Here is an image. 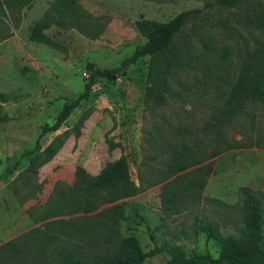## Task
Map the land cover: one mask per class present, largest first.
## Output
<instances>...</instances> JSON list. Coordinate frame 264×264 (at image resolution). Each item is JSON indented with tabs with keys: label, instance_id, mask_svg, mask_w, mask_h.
<instances>
[{
	"label": "rangeland",
	"instance_id": "374dc122",
	"mask_svg": "<svg viewBox=\"0 0 264 264\" xmlns=\"http://www.w3.org/2000/svg\"><path fill=\"white\" fill-rule=\"evenodd\" d=\"M56 1L21 0L13 14L0 10L3 35L12 34L0 43V93L9 96L0 107V248L21 239V250L30 243L34 247L31 255L48 262L57 259V251L68 243L84 247L90 242L96 246L105 235L134 236L144 252L155 245L169 244L183 247L189 258L205 254L217 258L219 243L208 240L201 230L204 219L218 225L223 237L233 236L244 243L248 230L239 189L249 187L264 193L263 147L234 146L184 172L191 175L179 188L199 192L211 201L200 206L191 202L177 214L164 212L162 185L150 183L166 170L170 158L166 151L171 145L188 143L195 149L192 143L196 140L205 153L210 152L213 143L199 131L214 109L223 106L242 49L259 38L257 32L240 26L234 13L258 8L264 0H245L239 9L206 10L198 21L187 25L178 40L190 44L191 65L171 79L164 106L145 101L149 57L117 81L101 79L63 128L43 139L41 152L55 139H62L65 144L59 153L47 164L34 166L21 155L34 148L42 128L54 124L63 105L84 91L88 63L100 69L118 67L147 41L137 27L138 20L167 22L214 0H76L81 8L78 18L87 20L99 36L91 39L78 29L52 27L48 36L65 50L31 40L34 26ZM17 19L21 22L18 29ZM253 114L258 117L254 125L257 133L249 122ZM76 130L81 132L80 137ZM224 130L229 143H238L244 135L248 141L258 133L264 139V111L250 106L247 115ZM196 133L199 138H195ZM109 141L120 147L111 150ZM122 155L127 156L131 177L141 191L117 201V211L109 210L110 205L91 214L70 212L66 205L67 201L74 204L71 189L76 186L77 171L85 169L97 175ZM209 163L214 172L205 188H191L189 181L196 178V169ZM103 209L104 214H98ZM114 218L118 219L116 223ZM52 222L56 223L53 229L47 227ZM37 229L54 236L53 240L38 244L31 234ZM100 232L98 241L85 239ZM170 260L171 256L163 253L144 264H168Z\"/></svg>",
	"mask_w": 264,
	"mask_h": 264
},
{
	"label": "trees",
	"instance_id": "16d2710c",
	"mask_svg": "<svg viewBox=\"0 0 264 264\" xmlns=\"http://www.w3.org/2000/svg\"><path fill=\"white\" fill-rule=\"evenodd\" d=\"M20 2L21 0H0V10L4 14L7 13L6 11L13 14L16 4ZM244 2L245 0H214L207 2L201 9L183 11L167 22L146 18L138 20L137 27L146 37V43L138 47L134 54L124 59L118 67L100 69L94 63H88L89 78L84 91L75 100L63 105L54 124L45 125L42 128L34 148L23 153L21 159L31 160V164L34 166H43L50 162L65 143L62 139L57 138L41 152L43 139L63 128L73 112L91 97L93 87L101 79L117 81L127 76L132 66L138 65L147 57L150 58L147 75L149 85L146 89L145 101L156 107L166 105L171 92V79L174 78L177 71L191 65L190 44L178 40L187 25L198 21L206 10L239 9ZM80 9L76 0H57L34 26L31 40L36 44L56 50H65L59 42L48 36L47 31L52 27L65 30L78 29L84 36L96 39L99 36L98 30L91 26L87 20L82 21L78 18ZM234 16L240 26L248 31L257 32L259 38L254 41L252 46L246 44L242 49L240 65L229 84L223 106L214 109L209 121L199 131L213 143L210 152L205 153L206 150L199 146L196 140H194L195 143H192L195 149L189 147L188 143H175L167 149L166 152L170 158L166 164V170L150 185H162L163 209L169 215L186 210V204L191 202V204L200 206L204 201H211V199L204 198L199 192L189 193L182 190V181L191 175L184 173L188 169L206 163L234 146L264 148L262 143L264 139L260 137V133L252 135L246 141L245 133L242 132L241 135L244 136L238 143H229L225 135L224 129L227 126H232L240 117L247 115L250 106L258 107L264 111V5L258 8H248L244 13L235 12ZM3 23V20L0 19V43L12 35L11 33L3 35L1 28ZM20 23V20L17 19L16 29L19 28ZM8 101L9 96L0 93V107ZM249 122L252 123V129L256 132L257 127L254 125L258 122V117L255 114L251 115ZM76 136H81L79 130H76ZM199 136L200 134L196 133L195 138H199ZM109 147L113 150L120 145L109 141ZM213 172L214 169L210 163L199 167L195 171L196 178L189 181L190 187L204 189L208 177ZM76 176V186L71 189L74 204L67 201L66 205L72 213L91 214L110 205L112 206L109 210L117 211L118 205H115L117 201L134 197L142 189L132 179L129 160L125 155L107 163L97 175H91L85 169H79ZM239 195L248 230V236L244 243L241 244L233 236L223 237L219 232L218 225H214L206 219L202 220L201 230L206 233L207 239H213L219 243L220 253L217 258L211 254L195 255L189 258L183 247L169 244L155 245L150 251L144 252L139 240L134 236L113 238L105 235L103 241L96 246L90 242H87L84 247H79L78 243H68L57 251V259L54 258L48 262H43L42 258L44 257L42 256L31 255L34 247L30 243L24 250H21L19 248L21 239H19L0 248V264H144L149 258L163 253L171 256L168 264H264V193L249 187H242L239 189ZM104 210L98 214H104L102 213ZM107 217L111 219L112 215ZM117 221L118 219L114 218L113 223ZM55 224L49 223L47 227L53 229ZM31 234L38 244L43 241L47 244L54 238L39 229ZM65 234L67 237H71L69 233ZM101 237L100 232L99 236L86 235L85 239L98 241ZM14 248H16L15 252H13Z\"/></svg>",
	"mask_w": 264,
	"mask_h": 264
}]
</instances>
